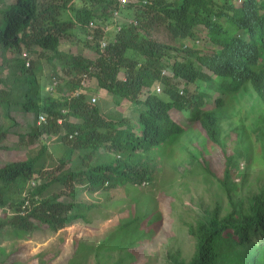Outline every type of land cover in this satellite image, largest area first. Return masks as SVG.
Returning a JSON list of instances; mask_svg holds the SVG:
<instances>
[{
  "label": "trees",
  "instance_id": "trees-1",
  "mask_svg": "<svg viewBox=\"0 0 264 264\" xmlns=\"http://www.w3.org/2000/svg\"><path fill=\"white\" fill-rule=\"evenodd\" d=\"M72 1L0 0V43L15 53L28 84L22 108L34 114L35 120L38 114H47L46 122L32 127L29 142L55 134L65 146L54 168L37 170L35 164L46 147L42 145L34 157L4 161L3 151L11 149L1 144L8 131L0 129V231L10 226L30 233L40 225L58 230L86 220V212L96 205L60 201L59 192H48L54 184L73 192L79 187L98 193L151 183L155 169L150 153L184 131L171 117L172 111H187V119L198 122L208 140L217 142L221 112L234 95L249 85L264 101V0H128L123 6L118 0ZM67 9L73 20L62 18ZM124 11L131 12L132 18L120 20ZM76 26L87 33L83 42L95 57L60 48L63 41L74 38ZM202 27L209 46L186 44L202 34ZM160 30L165 39L155 36ZM101 41L106 42L103 48ZM40 60L52 65L53 80L62 81V100L49 93L37 99L45 89L39 88L34 71ZM166 68L171 76L163 73ZM85 77L94 79L115 105L131 107L133 117L105 115L82 90ZM180 83L184 84L181 94ZM188 85H194L192 93ZM144 91L146 96L140 99ZM212 91L220 96L212 107L206 106ZM79 151L85 153L73 163ZM232 162L228 155L225 176ZM34 172L41 182L29 185L22 195ZM232 205L223 217L214 211L190 227L194 253L190 260L174 258L172 264H264L260 263L264 258V192L252 195L246 207ZM140 222L139 217L129 219L114 236L125 241L140 231L128 241L132 246L146 230L150 234L154 230L151 223L144 226Z\"/></svg>",
  "mask_w": 264,
  "mask_h": 264
},
{
  "label": "rangeland",
  "instance_id": "rangeland-1",
  "mask_svg": "<svg viewBox=\"0 0 264 264\" xmlns=\"http://www.w3.org/2000/svg\"><path fill=\"white\" fill-rule=\"evenodd\" d=\"M4 1L8 3L11 0ZM63 12L62 18L73 20L71 10ZM131 18V12L121 13L120 20ZM205 31L202 27V34L187 40L186 44L198 48L209 46L203 34ZM72 32L74 38L63 41L60 48L95 57V52L83 42L87 33L77 26ZM162 35L161 30L155 34L159 39H165ZM14 55L11 50H4L0 43V129L8 131L1 144L11 149L1 152V158L7 161L34 157L44 145L46 150L37 160L35 169L41 166L45 170L52 169L63 155L65 146L57 141L55 134L43 135L29 142L28 134L36 120L34 114L22 108L28 84L25 71L21 70ZM34 71L39 88L45 87L39 91L37 99L40 101L49 93L54 99L62 100V81L53 80L50 76L52 65L40 60ZM164 71L165 75H172L170 69ZM119 76L123 77V74ZM54 81L57 84L48 90ZM177 85L179 89L184 86L182 83ZM193 86H187L191 93ZM82 87L90 101L105 115L123 113L133 117L131 107L115 105L110 96L98 88L94 79L85 77ZM145 96L144 91L139 98ZM219 96L212 91L206 106L212 107L214 99ZM92 97L95 101L91 100ZM233 97L224 104L221 112L217 142L208 140L198 122L191 123L187 119V111L182 114L171 112V117L183 125L184 131L171 143L159 145L150 153L155 174L149 184L98 193H87L79 187L73 192L57 184L51 186L48 192H59L60 201L93 203L96 207L86 212V220H78L58 230L40 225L25 233L10 226L4 227L0 231V264H172L174 258L190 260L195 250L190 227L214 211L223 217L231 211L232 203H242L246 207L252 195L264 192V101L249 85ZM83 153L85 151L75 153L73 163L79 162L78 156ZM228 155L233 157V162L230 174L225 176ZM110 156L117 157L118 154L111 153ZM31 178L35 185L41 182L36 172ZM29 185L30 180L25 183L22 195ZM11 190L14 196L17 195L14 189ZM133 217H139L144 226L151 223L154 230L151 234L146 230L144 237L129 246L128 241L140 231H135L136 235L126 237L125 241H120L114 232ZM140 230L143 232L145 229ZM110 237L113 239L105 242Z\"/></svg>",
  "mask_w": 264,
  "mask_h": 264
},
{
  "label": "built area",
  "instance_id": "built-area-1",
  "mask_svg": "<svg viewBox=\"0 0 264 264\" xmlns=\"http://www.w3.org/2000/svg\"><path fill=\"white\" fill-rule=\"evenodd\" d=\"M118 1H119L120 5L123 6L124 4H126V2H127L128 0H118ZM114 15L117 16V15H118V12H117V11H114ZM135 23H136V22H135ZM91 24H92V23H90V25H91ZM107 29H108V28H106V30H107ZM116 30H117V31L119 30V27H118V26L116 27ZM105 45H106V42H105V41H101V42H100V48H103ZM26 65H28V62H27ZM163 73H165V71H163ZM82 84H83V81H82ZM53 85H55V81L53 82L52 85H50V87H47V89H48V90H52V89H53ZM155 90H156V92L159 93V92H161V87H160L159 85H157ZM179 92H180V94L183 92L182 88L180 89ZM91 100H92V101H95V97H92ZM46 119H47V114H45V113H40V114H38V116H37V118H36V124L44 123V122H46ZM58 122H61V120L59 119ZM76 134H77L76 132L71 133V134L68 135V137H69V138H73ZM30 184H31V186H35V181H34V179H31V180H30ZM28 204H29L28 200H25L24 205H28ZM22 207H23V206H22ZM0 212H1V210H0Z\"/></svg>",
  "mask_w": 264,
  "mask_h": 264
}]
</instances>
